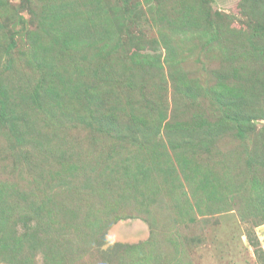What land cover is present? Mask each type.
<instances>
[{
	"label": "rangeland",
	"instance_id": "rangeland-1",
	"mask_svg": "<svg viewBox=\"0 0 264 264\" xmlns=\"http://www.w3.org/2000/svg\"><path fill=\"white\" fill-rule=\"evenodd\" d=\"M0 264H264V0H0Z\"/></svg>",
	"mask_w": 264,
	"mask_h": 264
}]
</instances>
